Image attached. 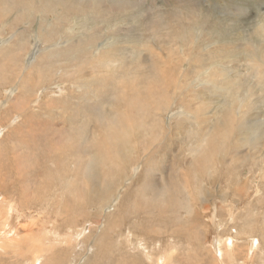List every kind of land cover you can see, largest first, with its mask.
<instances>
[{"label": "rangeland", "instance_id": "374dc122", "mask_svg": "<svg viewBox=\"0 0 264 264\" xmlns=\"http://www.w3.org/2000/svg\"><path fill=\"white\" fill-rule=\"evenodd\" d=\"M4 1L0 231L17 264H264V0Z\"/></svg>", "mask_w": 264, "mask_h": 264}, {"label": "bare ground", "instance_id": "6f19581e", "mask_svg": "<svg viewBox=\"0 0 264 264\" xmlns=\"http://www.w3.org/2000/svg\"><path fill=\"white\" fill-rule=\"evenodd\" d=\"M9 1V0H8ZM40 1L41 0H38V2L36 1V0H34V2H23V3H21V5H23V6H26V8H28V9H31L32 10V12H34V10L35 11H37L39 8V6H52V8H53V10H56V6H60V7H63V8H66V10L67 11H69V10H73V9H81V8H79V7H76L75 6V3L78 1V0H43V2L42 3H40ZM82 1H84V0H82ZM87 1V0H86ZM122 1V2H121ZM11 2H17V0H11ZM78 2H81V0L80 1H78ZM77 2V3H78ZM18 3V2H17ZM122 5H121V4ZM127 3V1L125 0V1H123V0H118V1H116V6L115 7H126V6H124L125 4ZM113 5V4H112ZM130 2L129 3H127V7L126 8H129L130 6ZM89 6H90V4H89ZM129 6V7H128ZM76 7V8H75ZM9 10H12L11 8H10V6L7 4V2L6 1H4V0H0V11H1V17H2V13L3 12H5V14H8V12H9ZM118 11V10H117ZM124 11H127V9L125 10H123V12ZM120 12H122V10H120ZM3 18V17H2ZM4 19V18H3ZM3 19H2V21H3ZM258 29L259 28H257V31H258ZM264 32V31H263ZM261 33V32H260ZM260 33L259 32H257V34H259V36H260ZM95 35V34H94ZM262 35V34H261ZM96 36V35H95ZM95 36H94V38H95ZM95 40H97V39H95ZM87 41H88V39H87ZM93 41V40H92ZM3 42V41H2ZM1 42V43H2ZM82 42H84V41H80V42H77L74 46H76V47H79L80 45H81V43ZM89 42V41H88ZM91 42V41H90ZM89 42V43H90ZM94 42V41H93ZM93 42H91V44L93 43ZM89 43H87V44H89ZM99 43V42H98ZM84 44H86V43H84ZM250 44V43H249ZM262 44V43H261ZM86 46V45H85ZM10 48L13 50V51H17V48H16V44L14 45V44H11V46H10ZM50 49H54V48H51V47H49ZM48 48V49H49ZM25 50V49H24ZM96 50V49H95ZM254 50V49H253ZM2 52H4V50H1L0 51V55H1V53ZM5 52H6V50H5ZM252 52V51H251ZM53 53V52H52ZM258 53V52H257ZM263 53H264V50H263V52H262V55H260L261 57H263ZM28 54V53H27ZM261 54V53H260ZM22 55V54H21ZM255 55V57H256V54H254ZM253 56V55H252ZM258 56V55H257ZM254 57V58H255ZM35 58V57H34ZM254 58H253V62H254ZM256 59V58H255ZM264 59V58H263ZM261 60H262V58H261ZM22 61V60H21ZM264 61V60H263ZM262 61V62H263ZM248 62V61H247ZM258 62H260V60H258ZM255 63V62H254ZM15 64V63H14ZM248 65H249V63H247ZM27 65V64H26ZM254 65V64H253ZM263 66V65H262ZM261 66V67H262ZM256 67H257V65H256ZM263 68V67H262ZM262 68H260V69H262ZM24 69V68H23ZM254 69V68H253ZM256 70V69H255ZM12 72H13V70H12ZM15 73H16V71H15ZM15 73H13V74H15ZM257 73V72H256ZM3 74H5L4 72H3ZM259 74V73H258ZM6 75V74H5ZM256 75V74H255ZM263 75H264V72H263ZM263 75H261V77L263 76ZM17 76V75H16ZM258 76V75H257ZM261 77H259V78H261ZM18 78V77H17ZM262 78H264V76L262 77ZM6 78H4V81H6L5 80ZM261 80V79H260ZM3 81V82H4ZM67 81V80H66ZM261 81H263V80H261ZM16 82H18V81H16ZM260 82V81H259ZM0 83H1V80H0ZM175 83V82H174ZM31 84V83H30ZM131 84V83H130ZM181 84V83H180ZM200 84H202V83H200ZM125 85V84H124ZM168 85V84H167ZM17 86V85H16ZM25 86V85H24ZM173 86H175V85H173ZM178 86V85H177ZM27 89V88H26ZM65 93V92H64ZM18 99V98H17ZM29 99V98H28ZM34 100V99H33ZM6 102V101H5ZM135 102V101H134ZM17 105H18V103H16ZM31 104H32V102H31ZM23 105V104H22ZM24 106V105H23ZM10 108H12V107H10ZM18 108H20V107H18ZM23 108V107H22ZM8 109V108H7ZM21 109V108H20ZM24 109V108H23ZM2 111H3V109H2ZM13 111V110H12ZM15 111V110H14ZM1 112V111H0ZM3 113V112H2ZM5 113H8V112H5ZM233 114V113H232ZM172 116L174 117L175 115H174V113L172 114ZM3 117H5V116H3ZM2 117V118H3ZM15 118V117H14ZM17 118V117H16ZM19 118H20V116H19ZM252 118V120H254L255 118H253V116L251 117ZM1 119V118H0ZM31 119V118H30ZM4 120V119H3ZM2 120V121H3ZM106 120V119H105ZM104 120V121H105ZM256 121V120H255ZM12 122V121H11ZM87 122V121H86ZM108 122V121H107ZM119 122V121H118ZM245 122H247V120L245 121ZM254 122V121H253ZM262 122H264V118L262 119ZM102 123V122H101ZM105 123V122H104ZM109 123V122H108ZM248 124L250 125V124H254V127H247L248 129H247V131L249 130V129H255V131H251V133H250V135H253L251 138H250V142H258V139H259V127H258V124H257V122L255 123H250V122H248ZM248 124H247V126H248ZM113 125V124H112ZM120 125V123H117L116 124V127H118ZM129 125V124H128ZM102 126V125H101ZM104 126H105V124H104ZM110 126V125H109ZM112 130H113V128L112 127H110ZM51 129V128H50ZM111 129H109L108 128V130L109 131H112ZM124 129V128H123ZM55 130V129H54ZM105 130H107V128L105 129ZM108 134V133H107ZM106 134V135H107ZM132 135V132L131 131H124L123 132V136H122V138L120 139V141L119 142H117V144H118V150H117V156L118 157H120V159H121V161H123L124 163L125 162H130L131 161V159H132V155H133V148L134 147H132L133 145L130 143V136ZM108 136V135H107ZM55 139H56V137H55ZM108 139H111L110 138V136L108 137ZM114 140V139H113ZM246 141V140H245ZM69 143V142H68ZM112 143H113V141L112 140H110V141H108V140H106V144H108V146H111L112 145ZM224 144V143H223ZM31 145V144H30ZM252 145H253V143H252ZM35 149V148H34ZM44 153V152H43ZM50 153V152H49ZM51 154V153H50ZM94 154V153H93ZM193 154V153H192ZM95 155V154H94ZM99 156H101V155H103L102 153L100 154H98ZM113 155V154H112ZM255 155V154H254ZM259 155V154H258ZM258 155H257V157H258ZM42 157V156H41ZM53 157V156H52ZM54 158V157H53ZM103 158V157H102ZM66 159V158H65ZM91 159V158H90ZM254 159H256V158H254ZM253 159V160H254ZM149 159H147L146 160V162L148 161ZM89 161V160H88ZM87 161V162H88ZM136 161V160H135ZM221 161V160H220ZM90 162V161H89ZM144 162V161H143ZM222 162V161H221ZM261 162V161H260ZM81 163V162H80ZM148 163H149V161H148ZM147 163V164H148ZM87 164V163H86ZM132 164V163H131ZM135 164V163H134ZM136 164H137V162H136ZM96 166V165H95ZM261 165H259L258 167H256V169H257V171H259L258 173L259 174H261V176L260 177H262V179H264V169H261V167H260ZM41 166H39V168H40ZM16 168V167H15ZM86 168V167H85ZM88 168V167H87ZM124 168V167H123ZM144 168H145V166H144ZM148 168V167H147ZM41 169V168H40ZM143 169V168H142ZM146 169V168H145ZM242 169H245V167H243ZM84 170V169H83ZM93 170H94V172H92V173H90V175H93L92 176V179H94L93 177H95V179H97V177L99 176V175H97L96 174V172H97V170H96V168L95 167H93ZM125 170H126V168H125ZM144 170V169H143ZM147 170V169H146ZM148 170H150V168H148ZM152 170V169H151ZM17 171H19V170H17ZM87 171H90L89 169L87 170ZM127 171V170H126ZM137 171H138V165H134V167L132 168V171H130V173H127V172H125V173H123L122 172V174H121V176H120V178L122 177L123 178V180L125 181L126 180V182L128 181H130L131 179H132V177L134 176V174L136 175L137 174ZM243 171V170H242ZM251 172H252V170H250ZM23 172V171H22ZM21 172V173H22ZM30 172V171H29ZM32 172V171H31ZM121 172V171H120ZM140 173H141V171H139ZM138 172V173H139ZM33 173V172H32ZM38 172H36L35 174H37ZM26 174H28L27 172H26ZM34 174V173H33ZM33 174H31V175H33ZM40 174V173H39ZM39 174H37L38 176H39ZM88 175H89V173H87ZM143 174H145V173H143ZM253 174H255V173H253ZM87 175V176H88ZM169 175H170V173H169ZM34 176V175H33ZM36 176V175H35ZM139 176H140V174L137 176V178H139ZM164 176V175H163ZM162 176V177H163ZM216 176V175H215ZM259 176V175H258ZM257 176V177H258ZM83 177V176H82ZM152 179H153V177H152V174H151V176H150ZM150 177H148V182H152L151 181V178ZM200 177V176H199ZM247 177V176H246ZM136 178V177H135ZM155 178V177H154ZM198 178V177H197ZM216 178H217V176H216ZM140 179V178H139ZM198 179H200V178H198ZM240 179V178H239ZM241 179H243V178H241ZM246 179V178H245ZM253 178L251 177V176H249L248 177V182H249V185L250 184H252L253 183V180H252ZM259 179V178H258ZM261 179V180H262ZM55 180V179H54ZM89 180H91V179H89ZM122 180V181H123ZM146 180V179H145ZM93 181H95V180H93ZM97 181V180H96ZM95 181V182H96ZM212 181H214V182H216V179H214V180H212ZM90 182V181H89ZM99 182V181H98ZM107 183H106V188H105V191L107 192V193H110L109 192V190H111L112 189V187H113V185H114V183H113V180L112 179H108L107 181H106ZM135 182V181H134ZM160 182V181H159ZM256 182V181H255ZM137 183V182H136ZM47 184V183H46ZM148 184V183H147ZM264 184V183H263ZM122 185V184H121ZM120 187H122V186H120ZM119 187V188H120ZM129 187V186H128ZM252 187V186H251ZM253 188V187H252ZM152 189V188H151ZM243 189V188H242ZM17 190V189H16ZM203 192V191H202ZM127 193V194H126ZM125 193V195H124V199H126V197H128L129 196V193L128 192H126ZM111 194V193H110ZM113 195V194H112ZM111 195V196H112ZM113 197V196H112ZM112 197H111V200H112ZM7 198V196H5V197H3V199H5V201H3L2 203H5L6 202V199ZM202 199H204V200H206V197L204 196ZM1 203V202H0ZM109 204H110V200H109ZM102 207H104V205L102 206ZM113 207V206H112ZM108 215V214H107ZM104 216V215H103ZM109 216V215H108ZM169 217V216H168ZM3 218V216H1V212H0V219H2ZM104 218V217H103ZM152 218H154V217H152ZM8 219H9V217H8ZM8 219H6V226L7 225H9V224H7V220ZM107 219V218H106ZM162 219H164V218H162ZM167 219H169V218H167ZM171 220V219H170ZM144 221V220H143ZM172 221V220H171ZM104 222V221H103ZM107 222H108V224H110L111 225V223H109L110 222V219H109V221H108V219H107ZM113 222H115V221H112V224H113ZM117 222V221H116ZM249 222H250V220H249ZM251 224H254V223H252V222H250ZM105 224H106V222H105ZM142 225H144V224H142ZM167 225V224H166ZM172 226V225H171ZM24 227H25V230H29L30 229V224H26V225H24ZM103 227H104V225H103ZM103 227L101 228L102 230H103ZM106 227H107V225H106ZM109 227H111V229H113L112 227V225L111 226H109ZM246 227V226H245ZM232 228V227H231ZM241 228V227H240ZM249 228H253V227H249ZM242 229V228H241ZM107 230H108V227H107ZM104 231V230H103ZM109 232H110V228H109V230H108ZM132 231V230H131ZM249 231V230H248ZM251 231V230H250ZM255 230L254 229H252V232H254ZM108 232V233H109ZM129 233H130V231H128ZM132 232H134V231H132ZM252 232H248V234L249 233H252ZM102 233H104V232H102ZM107 233V234H108ZM138 233V232H137ZM246 233H247V231H246ZM104 234H106V233H104ZM103 234V235H104ZM130 235L132 236L133 235V233L131 234L130 233ZM250 235V234H249ZM109 236V235H108ZM112 236V235H111ZM128 236V235H127ZM134 240H136L137 241V239H140V237L134 232ZM223 236V235H222ZM238 236V235H237ZM99 237H101V235L99 236ZM219 238V237H218ZM231 238H233V237H231ZM98 239V238H97ZM142 239V238H141ZM140 239V240H141ZM16 240H17V234L15 233V232H12V230L10 229V228H6V229H2L1 231H0V248L1 249H3L4 250V254H1L0 253V264H17V261L19 260V258H24V252H23V247H19V246H16L17 248H15L14 247V245H16ZM99 240H100V238H99ZM99 240H97L98 242H99ZM101 240H103V239H101ZM104 240H105V238H104ZM103 240V241H104ZM107 240V239H106ZM133 239H132V242H129L130 241V238L128 239V242L129 243H133V241H134ZM225 240H228V239H225ZM231 240V239H230ZM247 240V239H246ZM243 241V240H242ZM96 242V241H95ZM97 242V243H98ZM100 242H102V241H100ZM105 242V241H104ZM111 242V241H110ZM138 242V241H137ZM44 243V242H43ZM260 243V242H259ZM30 244V246H29V250L31 251V249L32 248H34V247H32L31 246V244H32V242L31 243H29ZM38 244H39V242H38ZM42 244V243H41ZM105 244V243H104ZM224 244V243H223ZM257 244V243H256ZM110 245V244H109ZM141 245H143V244H141ZM234 245V244H233ZM252 245V244H251ZM38 246V245H37ZM106 247H107V245H105ZM5 247H7V249H5ZM12 247H14V248H12ZM136 247V246H135ZM144 247V246H143ZM222 247H223V245H222ZM258 247V246H257ZM261 247V246H260ZM108 248V247H107ZM226 248V247H225ZM229 249H230V247H229ZM101 250V249H100ZM228 250V249H227ZM217 251V250H216ZM226 251V250H225ZM220 254L221 253H223V251L220 249ZM169 253L170 252H168V255H169ZM227 253V252H226ZM171 254V253H170ZM218 254V253H217ZM230 255V254H229ZM222 256V255H221ZM232 256V255H231ZM255 256V255H254ZM7 258H9V260H7ZM230 258V257H229ZM18 259V260H17ZM169 259H170V256H169ZM16 260V261H15ZM8 261H12V262H8ZM14 261H15V263H14ZM175 261V260H174ZM233 261V260H232ZM35 262V261H34ZM34 262H33V264H34ZM87 262V261H86ZM166 263L168 262V261H165ZM44 263V262H43ZM162 263V262H161ZM236 263V262H235ZM87 264H93V263H91V262H87ZM156 264H159V263H156Z\"/></svg>", "mask_w": 264, "mask_h": 264}]
</instances>
